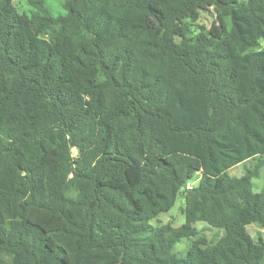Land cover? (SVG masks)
Listing matches in <instances>:
<instances>
[{
    "label": "trees",
    "instance_id": "trees-1",
    "mask_svg": "<svg viewBox=\"0 0 264 264\" xmlns=\"http://www.w3.org/2000/svg\"><path fill=\"white\" fill-rule=\"evenodd\" d=\"M25 1L0 0V264H264V0Z\"/></svg>",
    "mask_w": 264,
    "mask_h": 264
},
{
    "label": "rangeland",
    "instance_id": "rangeland-1",
    "mask_svg": "<svg viewBox=\"0 0 264 264\" xmlns=\"http://www.w3.org/2000/svg\"><path fill=\"white\" fill-rule=\"evenodd\" d=\"M49 2L54 14L58 15V13L63 11L61 0H50ZM14 3L18 7L19 11H24L25 9L29 8V5L25 0H14ZM214 18H215L214 13L212 14V12L211 13L207 12L203 14L200 23L209 26L214 20ZM262 46L264 47V41L262 42ZM246 165H249V163L240 164L239 166L233 168L230 171V173L233 175H241L245 171ZM197 182L198 179L194 183H191L190 185L196 184ZM253 182L256 191L264 190V167L261 170L260 176L258 178H254ZM184 206H185L184 197L180 195L174 207L169 212L161 213L156 218L152 219L150 221L151 224H153L154 226H160L169 222H171L174 225H179L183 223V221L185 220ZM196 225L199 228L203 229L209 235H212V233L222 235L223 233L222 231L211 230L208 226H206L207 224L204 222H198ZM247 230L255 239L259 237H264V226L262 225L253 223L247 226ZM189 244H190V240L184 239L183 241H181L176 245L175 250L178 252L186 251Z\"/></svg>",
    "mask_w": 264,
    "mask_h": 264
}]
</instances>
